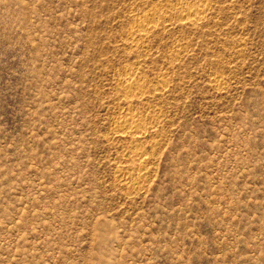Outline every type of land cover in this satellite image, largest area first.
<instances>
[{
    "label": "rangeland",
    "instance_id": "obj_1",
    "mask_svg": "<svg viewBox=\"0 0 264 264\" xmlns=\"http://www.w3.org/2000/svg\"><path fill=\"white\" fill-rule=\"evenodd\" d=\"M0 264H264V0H0Z\"/></svg>",
    "mask_w": 264,
    "mask_h": 264
},
{
    "label": "bare ground",
    "instance_id": "obj_2",
    "mask_svg": "<svg viewBox=\"0 0 264 264\" xmlns=\"http://www.w3.org/2000/svg\"><path fill=\"white\" fill-rule=\"evenodd\" d=\"M199 1V0H198ZM196 2V1H195ZM200 2H202V1H200ZM200 2H199V4H200ZM198 4V5H199ZM202 4H203V2H202ZM197 6V5H196ZM199 7V6H198ZM196 8V7H195ZM202 9H203V6L201 7ZM183 9V8H182ZM181 10V9H180ZM179 10V11H180ZM192 10V9H191ZM183 11V10H182ZM200 11V10H199ZM199 11H194V12H192V11H188V13H186L185 15H184V19H185V21L187 20L189 23H191V24H195V23H197V21H198V19H199V17H198V12ZM201 14V13H200ZM200 16V15H199ZM143 24V23H142ZM139 25L138 26V28H137V31L138 32H141L142 30H144L145 31V29L146 28H144V24L143 25ZM135 33V32H134ZM132 34V33H131ZM123 84H125V87L126 88H130V86L132 87L133 86V84H134V80H131V79H124L123 80V82H122ZM135 86V85H134Z\"/></svg>",
    "mask_w": 264,
    "mask_h": 264
}]
</instances>
